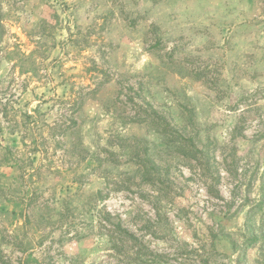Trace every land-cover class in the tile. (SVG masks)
Returning a JSON list of instances; mask_svg holds the SVG:
<instances>
[{"label":"rangeland","instance_id":"rangeland-1","mask_svg":"<svg viewBox=\"0 0 264 264\" xmlns=\"http://www.w3.org/2000/svg\"><path fill=\"white\" fill-rule=\"evenodd\" d=\"M0 264H264V0H0Z\"/></svg>","mask_w":264,"mask_h":264},{"label":"trees","instance_id":"trees-1","mask_svg":"<svg viewBox=\"0 0 264 264\" xmlns=\"http://www.w3.org/2000/svg\"><path fill=\"white\" fill-rule=\"evenodd\" d=\"M35 117H33L32 115H27L25 114L24 115V120H27V121H31V120H34ZM115 230H118L120 232V235L121 236H124V238H130L131 236H129V234L127 233V231L121 227V225L118 223L114 226Z\"/></svg>","mask_w":264,"mask_h":264}]
</instances>
